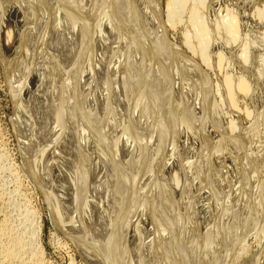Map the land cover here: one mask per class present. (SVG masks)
Segmentation results:
<instances>
[{"label": "bare ground", "instance_id": "bare-ground-1", "mask_svg": "<svg viewBox=\"0 0 264 264\" xmlns=\"http://www.w3.org/2000/svg\"><path fill=\"white\" fill-rule=\"evenodd\" d=\"M0 60L15 166L88 263L264 264V0H0ZM22 212L0 264L43 263Z\"/></svg>", "mask_w": 264, "mask_h": 264}, {"label": "rangeland", "instance_id": "rangeland-1", "mask_svg": "<svg viewBox=\"0 0 264 264\" xmlns=\"http://www.w3.org/2000/svg\"><path fill=\"white\" fill-rule=\"evenodd\" d=\"M5 80L6 75L0 60V191L3 192V202H1L2 206H0V209L2 208L1 217H3V215H7L8 217L11 216V224H19L21 221L25 220L24 218L27 219V217L23 215L25 212L23 213L22 211H25V209L33 211L34 216L39 218H36V224L38 223L37 226L39 228H37V226L35 228L36 230H40L35 231V238L38 241L37 246L38 248L40 247L39 249L41 250L42 264H91L88 263L90 260H88L80 250V247L84 244L82 242L84 241V237L81 238L82 240L80 239L82 234L80 237L77 234L74 236L75 239H72L63 238L62 235L60 236V234L56 233L50 217L48 203L42 195V191L28 179L21 169H18L21 164L22 155L21 153L19 154L21 151L19 149V143L17 144L18 138L13 130V120H11L14 115V105L12 104L14 102L11 97L12 93L6 83L7 80ZM2 165H5L4 168ZM7 170H10V172ZM18 170L19 172H17ZM17 173H19L20 176ZM34 216L31 217L30 221H32ZM30 221L28 220L29 223ZM26 227L28 229L27 224ZM74 240H78L81 246L77 242L75 243ZM77 245H79L80 251Z\"/></svg>", "mask_w": 264, "mask_h": 264}]
</instances>
